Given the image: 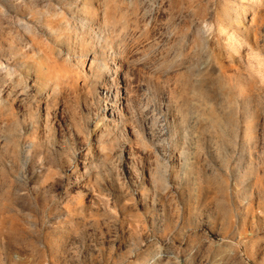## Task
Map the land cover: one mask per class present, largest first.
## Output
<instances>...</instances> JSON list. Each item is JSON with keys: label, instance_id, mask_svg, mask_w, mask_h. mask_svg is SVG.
Listing matches in <instances>:
<instances>
[{"label": "rangeland", "instance_id": "374dc122", "mask_svg": "<svg viewBox=\"0 0 264 264\" xmlns=\"http://www.w3.org/2000/svg\"><path fill=\"white\" fill-rule=\"evenodd\" d=\"M6 120L37 147L0 264H140L193 222L264 264V0H0Z\"/></svg>", "mask_w": 264, "mask_h": 264}, {"label": "clouds", "instance_id": "9594fccd", "mask_svg": "<svg viewBox=\"0 0 264 264\" xmlns=\"http://www.w3.org/2000/svg\"><path fill=\"white\" fill-rule=\"evenodd\" d=\"M27 133L28 130L21 126L20 121H11L10 127L7 120L0 125V140H4L7 145L6 148L5 145H0V148H5L0 152V196L6 197L18 178L31 171L37 142ZM40 159L42 161L43 157ZM16 195L27 196L28 192L17 191ZM198 223L201 228L211 229V225L203 218ZM177 231L173 228L163 240L149 233L147 244L144 240H138L133 255L143 252L140 264H212L215 255L214 245L208 243L210 237L206 234L203 239L196 235L198 229L195 222L189 223L179 231V234L174 235L173 233ZM177 241L180 242L179 245ZM186 241L187 247H185Z\"/></svg>", "mask_w": 264, "mask_h": 264}]
</instances>
